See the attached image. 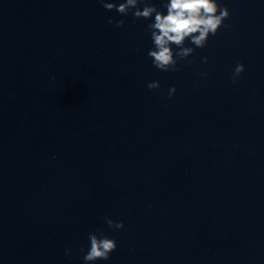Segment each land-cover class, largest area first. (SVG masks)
Masks as SVG:
<instances>
[{"label": "water", "instance_id": "water-1", "mask_svg": "<svg viewBox=\"0 0 264 264\" xmlns=\"http://www.w3.org/2000/svg\"><path fill=\"white\" fill-rule=\"evenodd\" d=\"M219 2L163 72L149 20L0 0V264H84L90 232L118 245L96 264H264V0Z\"/></svg>", "mask_w": 264, "mask_h": 264}, {"label": "clouds", "instance_id": "clouds-1", "mask_svg": "<svg viewBox=\"0 0 264 264\" xmlns=\"http://www.w3.org/2000/svg\"><path fill=\"white\" fill-rule=\"evenodd\" d=\"M108 11H115L121 16L130 13L136 19L151 21L146 25L153 47L149 49L148 56L155 68L163 72H175L179 70L178 61L185 60L191 56L196 48H204L210 37L216 36L219 30L228 28L230 25L224 23L230 18L229 9L222 5L219 0H165L161 8L152 4L150 0H98ZM143 5L141 8L140 5ZM108 23H113L109 18ZM116 27H123L125 21H115ZM189 44L195 47L188 46ZM207 62V57L203 58ZM243 63H237L232 73L233 82L244 72ZM149 90L160 87L158 81L149 82ZM176 92L175 86L169 89V98ZM105 222L110 228L121 229L123 222L113 221L105 217ZM90 247L82 256L84 264H96L97 261H107L111 253L117 249V241L103 232H90L88 234ZM66 254L70 252L66 249Z\"/></svg>", "mask_w": 264, "mask_h": 264}]
</instances>
